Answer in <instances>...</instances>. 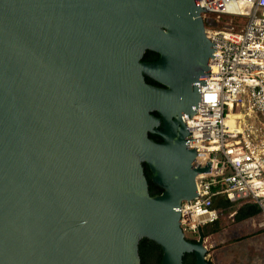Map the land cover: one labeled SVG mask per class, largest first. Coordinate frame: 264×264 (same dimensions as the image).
I'll return each mask as SVG.
<instances>
[{
  "label": "water",
  "instance_id": "obj_1",
  "mask_svg": "<svg viewBox=\"0 0 264 264\" xmlns=\"http://www.w3.org/2000/svg\"><path fill=\"white\" fill-rule=\"evenodd\" d=\"M206 11L198 0H0V264H143L144 238L162 264L186 253L213 264L180 222L212 166L186 123L212 77ZM148 50L159 58L144 61Z\"/></svg>",
  "mask_w": 264,
  "mask_h": 264
},
{
  "label": "built area",
  "instance_id": "obj_2",
  "mask_svg": "<svg viewBox=\"0 0 264 264\" xmlns=\"http://www.w3.org/2000/svg\"><path fill=\"white\" fill-rule=\"evenodd\" d=\"M198 1L217 48L211 80L200 85L198 112L186 123L198 163L212 166L197 175L198 196L182 202L180 222L186 236L199 238V228L220 217L214 204L223 195L230 203H256L264 218V0ZM224 16L247 21L216 28Z\"/></svg>",
  "mask_w": 264,
  "mask_h": 264
},
{
  "label": "rangeland",
  "instance_id": "obj_3",
  "mask_svg": "<svg viewBox=\"0 0 264 264\" xmlns=\"http://www.w3.org/2000/svg\"><path fill=\"white\" fill-rule=\"evenodd\" d=\"M210 20L215 16H208ZM231 17L224 16L216 28H223ZM236 28H240L247 19L234 17L232 19ZM221 222L224 229L204 239L208 247V259L213 264H264V218L257 215L243 222H235L225 208L219 206ZM188 237V236H187ZM239 238L234 242L230 240ZM191 238H197L191 237ZM230 241V242H229Z\"/></svg>",
  "mask_w": 264,
  "mask_h": 264
},
{
  "label": "trees",
  "instance_id": "obj_4",
  "mask_svg": "<svg viewBox=\"0 0 264 264\" xmlns=\"http://www.w3.org/2000/svg\"><path fill=\"white\" fill-rule=\"evenodd\" d=\"M246 18V17H244ZM206 26V23H205ZM159 58V54L153 51L148 50L144 56L145 61H153ZM151 83H154L151 81ZM157 115V113H154ZM150 137L154 140L160 142L161 138L157 134H150ZM145 166V173L149 181V190L151 195L159 194L163 190L162 188L158 187L152 182L151 179V172L147 164ZM228 213L235 212L234 214V221L235 222H243L247 219L253 218L257 215H261V210L258 205L250 200L240 201L237 203H225L222 205ZM224 229V225L221 222V215L220 217L212 223L202 226L199 229V238H191L187 237L189 240L197 242L200 238H206L213 234L219 233ZM239 239V238H237ZM237 239L230 240L231 242L236 241ZM229 241V242H230ZM140 255L143 264H162L163 258V250L159 244L156 242L144 238L140 242ZM196 261V257L194 253H186L183 257L184 264H194Z\"/></svg>",
  "mask_w": 264,
  "mask_h": 264
},
{
  "label": "crops",
  "instance_id": "obj_5",
  "mask_svg": "<svg viewBox=\"0 0 264 264\" xmlns=\"http://www.w3.org/2000/svg\"><path fill=\"white\" fill-rule=\"evenodd\" d=\"M225 203H228V201L227 200H224V199H220L219 200V206L223 207L222 205L225 204ZM234 214H235V212H232V213H230V216H233L234 217ZM237 238H234V239H237Z\"/></svg>",
  "mask_w": 264,
  "mask_h": 264
},
{
  "label": "flooded vegetation",
  "instance_id": "obj_6",
  "mask_svg": "<svg viewBox=\"0 0 264 264\" xmlns=\"http://www.w3.org/2000/svg\"><path fill=\"white\" fill-rule=\"evenodd\" d=\"M157 60V59H156ZM156 60H153V61H147V62H154V61H156ZM145 61V60H144ZM147 81H149L150 83H151V81H153L152 79H150V78H147ZM154 83H152V84H155V85H158V86H162L161 84H159V83H157V82H155V81H153ZM161 138V137H160ZM161 141H162V138H161ZM160 141V142H161ZM151 172V171H150ZM151 179H152V175H151ZM153 182V181H152Z\"/></svg>",
  "mask_w": 264,
  "mask_h": 264
}]
</instances>
